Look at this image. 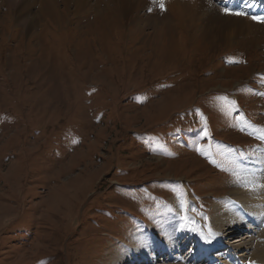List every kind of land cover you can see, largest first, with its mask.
<instances>
[{"label":"rangeland","instance_id":"1","mask_svg":"<svg viewBox=\"0 0 264 264\" xmlns=\"http://www.w3.org/2000/svg\"><path fill=\"white\" fill-rule=\"evenodd\" d=\"M129 1L0 0V264H264L187 256L264 186V4Z\"/></svg>","mask_w":264,"mask_h":264},{"label":"bare ground","instance_id":"2","mask_svg":"<svg viewBox=\"0 0 264 264\" xmlns=\"http://www.w3.org/2000/svg\"><path fill=\"white\" fill-rule=\"evenodd\" d=\"M10 2H20L22 0H9ZM153 0H145V3H151ZM119 2L121 3V0H119ZM122 3L123 4H130V1L129 0H122ZM20 4V3H19ZM18 4V5H19ZM173 4V3H172ZM174 4H177V3H174ZM141 5V3H139V6ZM136 7H138V4L136 5ZM208 13H211L212 14V11H209ZM207 13V17H208V14ZM206 14V13H205ZM210 14V15H211ZM214 18V17H213ZM228 28L230 29V32L231 34H236V29L234 28V26H232V24L230 25V27L228 26ZM235 29V30H234ZM260 178V177H259ZM252 183V182H251ZM245 189V188H244ZM253 189V188H252ZM252 189L249 188V191H251L252 193V196L251 197V193L250 192H247V197H249L252 201V205H250L247 201H243L244 204H238V203H233V207H231L232 209V212H231V215L229 216V218H226V222L228 223L229 228H228V232L227 233H224V234H220V236L224 239L223 242H219V243H216L214 246V251H219V250H222L224 248H226L229 244H228V241L227 240H230L229 238L231 237V234L233 233L234 235V238L233 239H239L238 243V248L235 247V249H239V248H242V247H245L247 245H244V244H247L246 241L243 242L242 240L243 239H246L247 238V234H250L252 232V230L254 229V226H261V222L263 221V216L262 214L264 213V203H262V200H261V196H262V193L264 192V186L262 189H255L254 191H252ZM239 199V198H238ZM233 201V200H232ZM240 201V200H239ZM257 204V205H256ZM256 205V206H254ZM241 212H244L246 215H243V219L240 215ZM248 216V217H247ZM259 218H262L259 223H258V219ZM221 219V218H220ZM223 219V218H222ZM229 219V220H228ZM225 222V221H224ZM237 228H241L240 231H243L241 233V235H244L246 236V238H242L241 235H237L236 232L232 231L233 229H237ZM261 228V227H260ZM259 228V229H260ZM225 231V230H223ZM177 241V240H176ZM236 242V241H235ZM179 243V242H178ZM212 243V242H211ZM242 243V245H241ZM257 245V243H255ZM230 248V247H229ZM147 248H144L142 252H139L140 257H147V258H152L150 259V261L147 262V264H152V263H155L156 261H158L157 259H160V258H156V255L155 254V250L154 248L152 249H147ZM180 249V248H179ZM257 249V246L256 248ZM181 250V249H180ZM264 250V249H263ZM173 252L175 250H169V252ZM179 251V250H178ZM204 251L203 249H201L200 247L198 246H194L192 249H191V254L189 253L187 256L189 258V260H192V261H198V257L200 258L201 257V252ZM162 252V251H161ZM163 254V252H162ZM175 254V253H174ZM161 255V254H160ZM205 256H207V251L204 253ZM159 256V255H158ZM135 255L133 256L132 254H127L125 255V257H123L122 259H120L119 261L120 262H125V260H128V259H131V258H134ZM155 258V259H154ZM252 258L255 260L256 257L255 256H252ZM147 260V259H146ZM243 260V259H242ZM200 261V260H199ZM129 263H133V261L131 262H126V264H129Z\"/></svg>","mask_w":264,"mask_h":264}]
</instances>
